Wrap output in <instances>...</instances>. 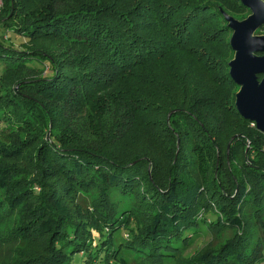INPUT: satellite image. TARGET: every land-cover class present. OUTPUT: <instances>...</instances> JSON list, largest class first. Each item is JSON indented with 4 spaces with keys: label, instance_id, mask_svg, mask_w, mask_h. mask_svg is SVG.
<instances>
[{
    "label": "trees",
    "instance_id": "1",
    "mask_svg": "<svg viewBox=\"0 0 264 264\" xmlns=\"http://www.w3.org/2000/svg\"><path fill=\"white\" fill-rule=\"evenodd\" d=\"M232 1L3 0L0 26L28 44L0 38V84L15 74L0 85V122L22 137L0 143L14 176L0 174V221L33 203L21 214L35 217L5 233H39L33 264H262L264 133L231 130L232 120L254 123L234 103L222 11L249 12ZM125 83V94H108ZM141 87L168 109L156 143L136 149L149 131ZM101 95L96 114H85ZM16 158L32 172L20 177ZM200 224L231 236L183 255Z\"/></svg>",
    "mask_w": 264,
    "mask_h": 264
},
{
    "label": "rangeland",
    "instance_id": "2",
    "mask_svg": "<svg viewBox=\"0 0 264 264\" xmlns=\"http://www.w3.org/2000/svg\"><path fill=\"white\" fill-rule=\"evenodd\" d=\"M2 2L3 0H0V7L1 5H3ZM226 3H233V1L226 0ZM230 7H232V9L237 8L235 4L234 6L230 4ZM246 9L248 10L247 13L251 12L247 7ZM244 15H246V12L244 13ZM231 33H232V30H231ZM255 33L264 34V31L261 30V26H260L255 31ZM0 38L5 43L11 44L15 47H22V45L26 44L28 41L27 37L17 34L14 31L8 29L7 27H2V26H0ZM4 78H5V82L3 83V85H6V84L12 85L15 81V74L9 72L5 75ZM0 82H1V79H0ZM0 85L2 86V89H3L4 86L2 84ZM128 89L129 88L127 87V84L125 83L121 86H118L117 89H113L109 91L108 94L112 93L114 95L115 93H119V92L122 94H125V91L128 92ZM135 93L138 95H143V96L145 95V97H147V100H144L143 102L144 106L142 107V114L144 115V117H142V120L145 122V126L147 129H149V131L145 132L142 139L138 142V144H136L137 146L135 147L136 149H142L144 147H147L145 145L146 143L148 144V139H152L154 136L155 138H153L152 144L156 143V140H157L156 133L163 132L162 122L163 120L166 119L165 112H167L168 107L165 105L163 99H161L159 95H151L143 87H141L140 90H135ZM101 98H102V95L98 97L95 96V100L90 104L89 107L86 108L85 114H87V112H91V110H93L94 114H96L97 105L99 103V100H101ZM231 123H232L231 130L245 131L249 133L251 131V133H254L253 127L255 125L252 123H249L247 125L244 123H239L237 122V120H232ZM4 127H5V123L0 122V143L1 141L4 143H7V142H11L13 139H18V141L22 139V137H15L11 133H9V131H4L3 130ZM62 135L66 139L73 138V135L67 125L63 127ZM130 137L132 138L131 134H130ZM133 137H135L136 139H139L141 138V134L137 132L136 134L133 135ZM246 144L247 145L245 147V153L248 150V147L251 145V143L247 141ZM207 155L208 154L205 153L206 161L204 163H207L206 165H211L209 156ZM3 157L4 155H2V153L0 152V174L5 175L7 174V171H10V175H8L7 177L13 179L14 176L11 175L12 169L4 170L6 167V163H10L11 161L6 160V158H3ZM235 160L237 161L238 164L243 162V160H241V156L236 157ZM12 161L14 163L16 162L18 166L20 167L19 169L21 170H19L20 173L18 174L20 177L24 176V173L22 172L23 169H27L28 171H31V172L33 170V168L30 166V162L27 161L26 159L16 158V159H12ZM246 161H247V158H246ZM33 176L34 174H31L29 178H32ZM34 189L36 192L41 191L39 186H35ZM4 196H7L6 185L0 184V200ZM36 201H38L37 198H35V202ZM31 204L33 203L32 202L29 203L28 206L30 207ZM18 207H21V208H17L15 210V213H13L11 216H8L7 218H3L0 221V264H33L36 261L31 260L32 257L37 256L39 253H43V250H44L43 249L44 240L37 237L39 233L33 236H30V234H26V235L21 234L22 236H20V238H15L11 241L5 240L6 239L5 233L9 232L11 229L19 225L18 223L19 221L21 220L29 221L33 219L36 215L34 213L32 214L30 213V215L21 214V212H26L28 210L29 207H27V205L21 206L20 204L18 205ZM201 213L203 215L207 214L206 212H201ZM27 223L29 225V222ZM197 229L198 230L194 232V234H191L192 236L191 243L186 248V250L182 253L185 256L193 254L202 248L204 249L208 247H211V248L218 247L224 242L226 238L231 236V230L229 228H227V230H224L220 233L219 231H216V230L215 231L210 230L209 228H207L205 224H200L199 226H197ZM25 232L26 230L18 229V233H25ZM121 236H126V232L121 231ZM23 258L24 259L28 258V261L26 263H23L22 260H20ZM98 264H115V260H109L107 263H104L103 261H99ZM117 264H120V263H117ZM164 264H171V263L165 262ZM262 264H264V260L262 261Z\"/></svg>",
    "mask_w": 264,
    "mask_h": 264
},
{
    "label": "water",
    "instance_id": "3",
    "mask_svg": "<svg viewBox=\"0 0 264 264\" xmlns=\"http://www.w3.org/2000/svg\"><path fill=\"white\" fill-rule=\"evenodd\" d=\"M240 1L251 11L245 18L222 11L232 30L229 43L234 54L228 62L229 75L239 86L234 103L239 114L264 133V34L255 33L264 23V0Z\"/></svg>",
    "mask_w": 264,
    "mask_h": 264
},
{
    "label": "built area",
    "instance_id": "4",
    "mask_svg": "<svg viewBox=\"0 0 264 264\" xmlns=\"http://www.w3.org/2000/svg\"><path fill=\"white\" fill-rule=\"evenodd\" d=\"M254 124V123H253ZM94 264H97V263H94Z\"/></svg>",
    "mask_w": 264,
    "mask_h": 264
}]
</instances>
